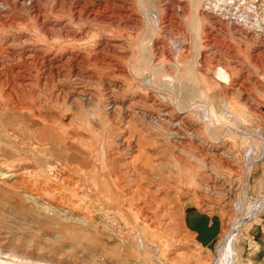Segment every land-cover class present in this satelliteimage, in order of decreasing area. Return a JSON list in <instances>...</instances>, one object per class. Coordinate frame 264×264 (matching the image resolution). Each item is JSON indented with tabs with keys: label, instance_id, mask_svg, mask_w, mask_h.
Returning <instances> with one entry per match:
<instances>
[{
	"label": "rangeland",
	"instance_id": "obj_1",
	"mask_svg": "<svg viewBox=\"0 0 264 264\" xmlns=\"http://www.w3.org/2000/svg\"><path fill=\"white\" fill-rule=\"evenodd\" d=\"M10 1L11 3H8L9 10L24 20L21 30L26 29L33 37L44 39L43 45L46 43L44 45L46 49L56 51L59 46L63 47L71 43L69 40L60 39L61 32L58 29L51 30L55 27L51 25L48 29L52 34L40 37L38 29L28 19L27 7L18 5L19 0ZM41 1L43 4L45 3L44 11L50 12L51 21L55 20L56 16L53 12L58 9L60 3L64 5L63 16L65 18L70 16L67 14V9L71 0ZM75 1L81 2V0ZM75 1H72L73 7L77 6ZM240 1L244 5V10H247L252 16L254 15L253 17H257L256 13H259L263 17L261 19H264V0ZM201 2H203L202 6L197 12L195 1L186 0V3H189L191 7L188 8V18L180 16V12V15L172 14L171 9H180L185 5L178 4L177 0H128V4L131 5L132 10L138 14L142 22L146 21L144 31L139 34H135L133 30L125 29L123 26H119V28L118 26L114 28L108 26L98 29L99 22L89 25L81 21L78 23L79 25H75L92 31L89 40L83 42L85 45L79 42L82 47L87 46L89 50H93L91 59L98 57L97 50L102 41H108L113 47L110 54L117 61L121 57L123 58L121 59L123 63L121 60L119 62L123 64L120 65L127 74H123L125 78L123 75L116 76L119 79L114 77L121 83H127L123 92L115 91L113 95H110L106 91L107 86L104 83L85 82L68 88V97L56 102L51 95V87L42 88L36 70L32 74L33 79L31 86H28L29 90L25 89L27 93L26 91L17 93L14 99L7 102L8 104L4 101L3 104L2 97L0 98V104L4 105L1 109H5H0V136L2 133L4 135L3 138L0 137V170L9 171L11 174L18 167L41 170L36 181L41 184L48 183L49 186H52V190L59 191L53 194L51 192L42 193L40 186H36L34 189L33 183L29 182L27 188H32L34 194L39 193L38 196H33L32 191L29 189L28 191L27 188L25 191L23 190L24 192L18 186L15 189L6 188L5 183L7 185L13 183L12 186H14L16 179L13 181L10 180L12 179L10 177L3 179L4 185L0 184V264H220L221 261L222 263L227 261L221 248V242L225 235L224 229L228 226V218L233 220L236 217L241 222L232 241L234 255L231 256L230 264L243 263L240 245L246 238L247 228H250L255 221L264 218V155L254 162L250 171L247 172V165L251 163V159L259 158L262 149H264V59L260 55L264 52V36H258L257 33L251 31V24L248 27L242 24L241 27L229 24L220 15L210 13L205 9L207 0H201ZM253 10L256 11L255 14ZM1 13L0 9V15ZM66 14L69 16H65ZM150 15H155L158 22L161 20L163 22L172 20L173 22L170 29H159L160 32L156 30L157 39L163 43L158 40L154 42L151 32L146 30L150 27V17H152ZM228 18L234 19V14L226 17V19ZM54 24L52 22V25ZM0 25L2 26L1 22ZM179 25L185 26V28L180 29L177 27ZM17 30L10 31L5 36L15 35L18 37L17 39L22 38V32ZM182 33L186 37L181 38ZM176 38L177 40L180 38L190 40L189 49L183 52L178 49L173 50L172 47V56L164 54L162 50L166 43ZM18 44L20 43H16L15 49L22 52L23 46H18ZM98 67H101L98 72L102 75L103 81L113 76L110 75V67L102 68V65ZM240 67L244 68L243 70L248 74L250 73V82L244 83L245 76H241L239 73ZM102 72L104 73L102 74ZM248 89L251 90L250 93L255 96H253L254 98L257 97L254 101L255 106H258L257 112L247 105L245 96L248 94ZM90 92L97 95H95L96 98L94 97L95 102L88 106L84 100L87 98V93ZM0 95H2L1 92ZM108 96H112L118 101L125 100L126 103L113 109L108 103L111 102V98ZM34 98L36 102L48 103L41 110L42 112L45 110L44 116L39 110L35 111L36 114L34 112L25 113V111L17 113L14 103L25 100L32 104ZM142 98L148 103H152L151 99L156 98L163 100L168 106L170 105V108L180 104L181 109H188L190 117L201 123L199 127L202 128L205 144L196 147V149L194 147L192 150L187 148L189 154H186V151L171 149L166 143L170 142L172 135L169 132L170 128L169 130L167 128L169 126H164L165 130L167 128L164 132L161 127L143 125L139 116L140 106L128 103L132 99ZM222 103H226L227 107L232 106H229L230 112L239 118V122L243 125H239L233 120H224L221 114L219 119L217 118V106L218 104L222 106ZM192 105H196L197 108L192 109ZM259 107L263 108V111ZM51 108L55 110H51ZM125 109L130 111V118L127 117ZM60 111L63 112L62 115L75 113V121L73 120L72 124L61 121L60 116L57 117L61 115ZM36 117H45V119L47 117V119L37 124ZM51 117H53L52 120ZM24 119L32 121V130L25 126ZM73 126L74 128H72ZM230 126H233L235 130H232ZM12 129L19 133L17 132L15 136L12 135ZM35 132L38 134L30 136L36 134ZM212 141L216 145L212 144ZM130 144L131 148L129 149ZM154 144H159V147H154ZM206 144H212L214 148H209ZM256 146L259 147L258 153L249 156V150ZM215 147L220 148L223 152L231 147V153L234 157L237 155L238 160L233 162L231 168H227L219 161V158L224 157L223 160L227 158L221 156L220 149L214 150ZM74 148H78L79 153ZM212 152L217 154L221 152L220 155L218 154L220 157L215 158L214 153L211 154ZM139 154L143 156L140 157ZM176 155H179L185 162L177 161ZM214 158L217 159V162ZM85 160L86 162L90 161L91 168H81V165L77 163ZM58 162H61L60 166L64 167L65 165L63 170H68L70 176L77 178V182L83 179L80 183L78 182L79 187L74 192L65 185H59L47 174L48 168ZM212 162L217 164H212ZM106 164L110 168L104 169ZM98 167L99 170H96ZM132 171H137V177L132 174ZM211 172L217 174L216 182L209 175ZM103 173L106 175V179L111 181L109 187L115 188L105 189L104 192L98 190L99 193L93 182L104 176ZM91 175L93 176L91 177ZM163 177L164 179H162ZM149 179L152 180L149 181ZM87 181L88 190H82ZM223 181L225 185L222 184ZM138 187L142 188L138 193L141 199L140 204L131 202L128 198L131 189L135 190ZM229 188L233 192L231 197H229ZM122 191L128 192L123 193ZM66 196H68L67 199ZM58 197L63 203L59 201ZM111 197L115 199H109ZM70 201L73 203L81 201V205L78 207V204L75 203L77 204L75 206ZM137 207L144 210L143 214H138ZM146 212L152 217L144 219ZM196 214L208 216L211 223L212 219H218L220 222V234L208 247H204L198 241L197 232L188 226V220ZM250 214L251 218L247 221L243 220ZM154 224L157 225V228Z\"/></svg>",
	"mask_w": 264,
	"mask_h": 264
},
{
	"label": "bare ground",
	"instance_id": "obj_2",
	"mask_svg": "<svg viewBox=\"0 0 264 264\" xmlns=\"http://www.w3.org/2000/svg\"><path fill=\"white\" fill-rule=\"evenodd\" d=\"M73 0L70 1L69 5H68V9H67V14L69 15H65V16H69L68 18L64 17L63 15V9H64V5L60 3V5H58V9L55 10L53 12V14L56 16L54 21L50 20V12L48 13V11H44V4L43 1L41 0H19V4L21 6H26L27 10L29 12L28 15V19L29 21L32 22V24H34L35 28L38 29L37 32H39L40 37L45 36L49 33H51V30H57L61 32V36L59 37L62 40H69L68 45H65L63 47L56 48V51H49L48 49L45 48V44L44 43V39L42 38H35L31 35V33L29 31H27L26 29H22L21 30V26L24 23L20 17H18L17 15H14L12 13V11L9 10L8 7V3L11 1L10 0H1L0 2V9L2 11L1 15H0V22L2 24V26L0 27V92L2 93V95H0V98L2 99L1 102H5L7 103L8 101H11L12 99L15 98V95L18 93H22L25 92L26 90L28 91L29 88L28 86H31V82H32V74L33 72H35L37 70L38 75H39V79L41 82V86L43 87H51L52 89V97L56 100V102H59L61 99L67 98L68 95V88L70 89L72 86L74 85H78V84H82L85 82H97L99 81L101 83H104L107 86V90L109 92L110 95H113V92L117 91L118 93L123 92L125 85H127V83H121L120 81H117L115 78H117L116 76H120L123 74H127L123 71V67H122V63L123 61L121 59H123L120 55V60L122 61V63H120L121 61H117L110 53L113 47L110 46L108 41H102L99 47V51L98 52V57L91 59V56L93 54V50H89L87 46L82 47L81 45H79V42H84L86 41L89 37H90V32L92 31H87L85 29L76 27L75 25L78 24L79 22H84L85 24L88 23L89 25H95L93 23L99 22V25H97L98 29H101V27L106 28V27H111L114 28L115 26H123L125 29H131L133 30V32H135V34H139V32L144 31V23L146 22H142L141 18L138 16V14L132 10L131 5L128 4V0H81V2H76L75 0V4L77 5L76 7H73ZM79 1V0H77ZM178 4H185L184 7L180 8V9H171L172 10V14L173 15H177L179 14V12L181 13L180 16L182 17H188L189 18V13H188V8L189 3H186V0H177ZM193 2L195 1L196 4V10L197 12H199L202 3L201 0H192ZM190 2V1H189ZM18 3V2H17ZM193 4V3H192ZM17 5V4H16ZM194 5V4H193ZM206 5V4H205ZM20 6V7H21ZM244 5L241 3L240 0H207V5L205 6L206 10L209 11L210 13H214V14H218L220 15L222 18H224V20H226L227 22L232 23L235 26H240L241 24L243 26L248 27L249 24L252 25L251 27V31L255 32L258 34V36H264V28H263V24H264V19L259 13H256L255 10H253V13H256L257 17H253L249 12H247V10H244L245 8L243 7ZM19 7V8H20ZM175 7V6H174ZM67 8V7H66ZM191 8V7H190ZM254 8V7H253ZM170 9V8H169ZM176 10V11H175ZM149 12V11H148ZM147 12V13H148ZM201 13V12H200ZM234 14V19L228 18L226 19L227 16H231V14ZM152 17H150V27L148 29H146L148 32H151L153 41L155 42V40H158L160 42L159 39H157L156 37V30L159 31V29H164V28H169L171 26H173V22L172 20H169L167 22H163L162 20L160 22H158V20H156L155 15H150ZM170 16V15H169ZM172 16V15H171ZM209 16V15H207ZM179 17V16H178ZM173 18V17H172ZM52 22L55 23L54 25H52ZM83 23V24H84ZM178 23V22H177ZM263 23V24H262ZM82 24V23H81ZM80 24V25H81ZM84 24V25H85ZM98 24V23H97ZM175 24V23H174ZM49 25L51 26H55L53 28H51V30L48 29ZM79 25V24H78ZM83 25V26H84ZM86 26V25H85ZM176 26V24H175ZM174 26V27H175ZM88 27V26H87ZM180 29H184L185 26H177ZM175 27V28H177ZM84 28V27H83ZM172 28V27H171ZM19 30V32H22V38L17 39L18 37L14 36H5L7 33H9L10 31H14V30ZM35 29V30H36ZM121 29V28H120ZM170 29V28H169ZM253 29V30H252ZM17 30V31H18ZM26 30V31H25ZM55 30V31H56ZM89 30V28H88ZM97 30V29H96ZM166 30V29H165ZM162 31V30H161ZM167 31V30H166ZM16 32V31H15ZM98 32V31H96ZM119 32V31H118ZM160 32V31H159ZM158 32V33H159ZM184 33V32H183ZM182 33V37H186L183 36ZM52 34V33H51ZM160 34V33H159ZM9 35V34H8ZM58 35V34H57ZM115 35V34H114ZM21 36V35H20ZM98 36V35H97ZM172 36V35H171ZM46 37V36H45ZM51 37V36H50ZM166 37V36H165ZM180 37V35H179ZM110 38V37H109ZM171 39L170 42L166 43L165 47L163 48L162 51H164V54H167L168 56L171 55V51H172V47L173 50L174 49H178L179 51H186L187 49H189L190 45H191V41L188 39ZM190 39V38H189ZM213 39V38H212ZM61 40V41H62ZM89 40V39H88ZM109 40V39H108ZM170 40V38H169ZM168 41V40H167ZM195 42V40H194ZM16 43H20L18 44V46H23L22 47V52H18L15 49V45ZM81 43V44H82ZM85 43V42H84ZM83 43V44H84ZM160 43H163L160 42ZM198 43V42H197ZM114 44V43H113ZM155 44V43H154ZM194 44V43H193ZM208 44V43H207ZM85 45V44H84ZM87 45V44H86ZM157 45V44H156ZM161 46V45H160ZM98 47V46H97ZM158 47V46H157ZM116 48V47H114ZM54 49V48H53ZM52 49V50H53ZM159 49V48H158ZM21 50V49H20ZM177 50V51H178ZM161 50H159L160 52ZM176 51V50H175ZM119 52V51H118ZM113 54L115 52H112ZM161 53V52H160ZM174 53V52H173ZM178 53V52H177ZM116 55V54H115ZM263 59H264V52L262 54H260ZM172 56V55H171ZM261 56H258L259 58ZM175 57V56H174ZM171 58V57H170ZM125 63V62H124ZM122 64V65H120ZM102 68H109L111 69V74L113 75L110 79L104 80L101 77L102 75L99 74V70L101 67L97 66H101ZM125 65V64H124ZM126 67V66H125ZM123 68V69H122ZM127 68V67H126ZM244 68L240 67L239 69V73L242 75H244V83L245 82H250L251 78H249V74L248 72H246L245 70H243ZM106 70V69H105ZM104 70V71H105ZM102 71V70H101ZM110 72V71H109ZM104 72H102L103 74ZM106 73H108L106 71ZM105 75V74H104ZM109 75V76H110ZM35 76V75H34ZM124 76V75H123ZM108 77V76H107ZM115 77V78H114ZM128 77V76H126ZM125 78V76L123 77ZM119 79V78H117ZM120 79H122L120 77ZM29 82V83H28ZM131 83V82H130ZM98 84V87L100 86ZM243 84V82H242ZM54 85V87H52ZM97 85V84H96ZM95 85V86H96ZM190 85V84H189ZM86 86V85H85ZM129 87V86H128ZM132 87V86H131ZM243 87V86H240ZM28 88V89H26ZM41 88V87H39ZM41 88V90H42ZM78 88V87H76ZM100 88V87H99ZM26 89V90H25ZM38 89V87H37ZM45 89V88H44ZM90 89V88H89ZM233 89V88H232ZM236 89V88H235ZM50 90V89H49ZM75 90V89H74ZM77 90V89H76ZM241 90V89H240ZM239 90V91H240ZM26 91V93H27ZM233 91V90H232ZM231 91V92H232ZM236 91V90H235ZM244 91V90H243ZM35 92V91H34ZM80 92V90H79ZM127 92V91H126ZM129 92V91H128ZM132 92V91H131ZM251 90L248 89L247 90V94L246 97V102L248 103L247 105L250 106L251 109L254 110V112L258 111V106H255V102L256 98H254L252 96V93H250ZM263 92V91H262ZM82 93V92H81ZM99 93V92H98ZM227 93V91H226ZM234 93V92H232ZM35 94V93H34ZM37 94V93H36ZM39 94V93H38ZM44 94V93H43ZM71 94V93H70ZM69 94V95H70ZM85 94V92H84ZM129 94V93H128ZM135 94V93H134ZM22 95V94H20ZM27 95V94H26ZM40 95V94H39ZM50 95V96H51ZM86 95V94H85ZM97 94H94L93 92L91 93H87V98L84 100L86 102V104L88 106L92 105L95 100L94 97ZM99 95V94H98ZM133 95V94H132ZM28 96V95H27ZM26 96V97H27ZM34 96V95H33ZM121 96V95H120ZM123 96V95H122ZM38 97V96H37ZM70 97V96H69ZM72 97V95H71ZM76 97V96H75ZM110 97V96H108ZM136 97V96H133ZM140 97V96H139ZM153 97V96H152ZM20 98H23L20 96ZM39 98V97H38ZM52 98V99H53ZM80 98V97H79ZM82 98V97H81ZM96 98V97H95ZM111 102L110 103V107L113 109H117L118 105H124L126 102L125 100L123 101H118L115 98H112V96L110 97ZM141 98V97H140ZM31 99V98H30ZM50 99V98H48ZM83 99V98H82ZM28 100V99H27ZM39 100V99H37ZM80 100V99H79ZM14 101V100H13ZM29 101V100H28ZM33 101V100H32ZM41 101V100H40ZM45 101V100H44ZM66 101V100H65ZM83 101V100H82ZM3 102V104H4ZM16 102V101H15ZM47 102V101H45ZM55 102V101H54ZM53 102V103H54ZM84 102V103H85ZM102 102V101H101ZM152 103H148L147 100L145 99H132L131 101H129V104H136L139 105V116L142 119L143 125H147V126H157V128L161 127V129H163V131L165 132L168 128H170V133L172 134L170 137V142H166L168 144V146L171 149L174 150H179L182 152L186 151V154L188 153V149L190 148L192 150V148L196 147H201L203 144H205V137L203 138L202 134V128H200L199 126L201 125L200 122H197V120H194L190 117V111H188V109L183 110L180 107V104H178L179 106H175L170 108L163 100H159L156 98H152L151 99ZM44 102L39 103L38 101H34L33 103H28L25 100L24 101H18L17 103H14L13 105L14 108L16 109L17 113L18 112H23L25 111V113L28 112H34V114H36V110H43L47 105V104H43ZM50 103V102H49ZM52 103V102H51ZM50 103V104H51ZM179 103V102H178ZM229 103V102H228ZM8 104V103H7ZM7 104H5L7 106ZM49 104V106H50ZM57 104V103H56ZM55 104V105H56ZM213 104V103H212ZM222 106H217V118L219 119L220 114L223 116L224 120H233L234 122H238L239 125H243V123L239 122V118H236L232 112H230L229 110V106H226V103H222ZM79 105V104H78ZM4 107V105L0 104V109L1 107ZM187 106V105H186ZM108 107V108H110ZM121 107V106H120ZM119 107V108H120ZM191 107H193L192 109H196V105H192ZM232 107V106H230ZM9 108V107H8ZM107 108V107H106ZM183 108V107H182ZM186 108V107H185ZM260 110L263 111V108L259 107ZM4 109V108H2ZM1 109V110H2ZM122 109V108H121ZM191 109V108H190ZM5 110V109H4ZM11 110V109H10ZM51 110H55L54 108ZM73 110V109H72ZM71 110V111H72ZM126 110V109H125ZM45 111V110H44ZM43 111V112H44ZM214 111V110H213ZM43 112L41 111L42 115ZM61 112V111H60ZM111 113H113L112 111H110ZM127 112V117H131L130 111L126 110ZM236 112V111H235ZM252 112V113H254ZM2 113V112H1ZM13 113V112H11ZM46 113V112H45ZM59 113V112H58ZM57 113V114H58ZM63 112H61V115H58L57 117L60 116V120L63 122H67L72 124L74 117H75V113H68L66 115H62ZM118 113V112H117ZM120 113V112H119ZM5 114V113H2ZM1 114V115H2ZM30 114V113H29ZM33 114V115H34ZM48 114V113H47ZM50 114V113H49ZM60 114V113H59ZM115 114V113H114ZM194 114V113H193ZM215 114V112H214ZM6 115V114H5ZM32 115V114H31ZM41 115V116H42ZM111 115V114H110ZM126 115V114H125ZM36 116V115H35ZM44 116V115H43ZM46 116V115H45ZM112 116V115H111ZM204 116V114H203ZM55 117V116H54ZM205 117V116H204ZM2 118V117H1ZM25 118V117H24ZM37 119V124L46 121L45 117H36ZM53 117H51L52 120ZM216 118V117H215ZM3 119V118H2ZM49 119V118H48ZM217 119V120H218ZM241 119V118H240ZM25 120V119H24ZM26 121V120H25ZM75 121V120H74ZM34 122V121H33ZM35 123V122H34ZM223 123V122H222ZM229 123V122H228ZM227 123V124H228ZM231 123V122H230ZM19 124V123H18ZM48 124V123H47ZM1 125V124H0ZM51 125V124H50ZM130 125V124H129ZM206 125H208L206 123ZM25 126H28L31 129V126H33L32 121L27 120ZM63 126V125H62ZM122 126V125H121ZM164 126H169L166 128V130L164 129ZM204 126V125H203ZM210 126V125H209ZM71 127V126H68ZM133 127V126H132ZM150 127V128H151ZM232 130H235V128L233 126H230ZM229 127V128H230ZM74 128V126L72 127ZM149 128V129H150ZM156 128V127H155ZM11 129V128H10ZM18 129V128H17ZM25 129V128H24ZM13 130V129H12ZM32 130V129H31ZM21 131V129H20ZM24 131V130H23ZM26 131V130H25ZM37 131V130H36ZM40 131V130H39ZM208 131V130H207ZM241 131V130H240ZM18 132V131H17ZM17 132L13 130V134L12 135H17ZM133 132V131H132ZM163 132V133H164ZM19 133V132H18ZM27 133V132H26ZM33 133V132H32ZM36 133V132H35ZM28 134V133H27ZM36 134H31L30 136H35ZM135 134V133H134ZM148 134V133H147ZM159 134V133H158ZM157 134V135H158ZM11 135V136H12ZM19 135V134H18ZM132 135V134H131ZM144 135V134H143ZM146 135V133H145ZM166 135V134H164ZM21 136V135H20ZM19 136V137H20ZM23 136V135H22ZM52 136V135H51ZM152 136V135H151ZM0 137H4L3 133ZM18 137V139H20ZM24 137V136H23ZM28 137V136H27ZM26 137V138H27ZM76 137V136H75ZM145 137V136H144ZM161 137V136H159ZM1 138V139H2ZM17 138V137H16ZM132 138V137H131ZM130 138V139H131ZM146 138V137H145ZM148 138V136H147ZM157 138V137H156ZM54 139V138H53ZM137 139H138V135H137ZM155 139V138H154ZM153 139V140H154ZM210 140V138H208ZM207 139V141H208ZM25 140V139H24ZM147 140V139H146ZM152 140V139H151ZM159 140V139H158ZM19 141V140H18ZM17 141V142H18ZM21 141V140H20ZM27 141V140H26ZM30 141V140H29ZM66 141V140H65ZM129 141V140H128ZM216 141V140H215ZM31 142V141H30ZM141 142V141H140ZM212 144L216 143L214 141H212ZM24 143V142H21ZM20 143V144H21ZM127 143V142H126ZM139 143V142H138ZM154 143V142H153ZM158 143V142H157ZM162 143V142H161ZM17 144V143H16ZM122 144V143H121ZM152 144V143H151ZM166 144V146H167ZM197 144V145H196ZM212 144H206L207 147L209 148H214V146H212ZM23 145V144H21ZM28 145V144H27ZM32 145V144H31ZM26 146V145H25ZM29 146V145H28ZM33 146V145H32ZM151 146V145H150ZM158 146L159 144H154V147ZM167 146V147H168ZM14 147V146H13ZM27 147V146H26ZM127 147V146H126ZM162 147V146H161ZM221 147V146H220ZM228 147V146H227ZM33 148V147H32ZM131 148V144L129 149ZM145 148V147H144ZM75 151L77 153H79V149L78 148H74ZM208 149V148H207ZM220 148L215 147L214 150H219ZM230 149H232L230 147ZM230 149L224 150V152L222 151V155L221 156H225L227 159L223 160V158H219L220 153H216V152H212L211 154H213V156L215 158H219L218 160L221 161L220 163L223 164L224 166H226L227 168H231L233 166V162L237 161V155L234 157L233 154L231 153ZM258 149L259 147H252L248 154L249 156H254V154L258 153ZM173 150V151H174ZM194 150V149H193ZM203 150V149H202ZM196 151V150H195ZM200 151V150H198ZM132 152V151H131ZM142 152V151H141ZM178 152V151H177ZM152 153V152H151ZM174 153V152H173ZM181 153V152H180ZM208 153V151H207ZM64 154V152H63ZM70 154V153H68ZM142 154V153H141ZM189 154V153H188ZM238 154V152H237ZM6 155V154H5ZM67 155V154H66ZM78 155V154H77ZM157 155V154H156ZM208 155V154H207ZM210 155V154H209ZM264 155V149H262V153L260 155L259 158H252L251 159V163H249L247 165V172L250 171V168L252 166V164L254 162H257L262 156ZM65 156V155H64ZM140 157H142L143 155H140ZM205 156V155H204ZM212 156V157H213ZM67 157V156H65ZM77 158H79L78 156H75ZM161 157V156H160ZM211 157V156H210ZM246 157V154H245ZM12 158V157H11ZM183 158V157H182ZM209 158V157H208ZM214 158V159H215ZM90 159V158H89ZM176 159L177 161H180L182 163H184V159H181V157L179 155H176ZM211 159V158H210ZM79 160V159H76ZM175 160V159H174ZM217 159H215L216 161ZM68 161V160H67ZM159 161V160H158ZM187 161V160H186ZM64 162V161H63ZM69 162V161H68ZM116 162V161H115ZM217 162V161H216ZM2 163V162H1ZM77 163H79V165H81V168L85 167V168H91L92 166H90V161H78ZM81 163V164H80ZM218 163V164H220ZM240 163V162H238ZM4 164V163H3ZM48 164V162H47ZM64 164V163H63ZM67 164V163H66ZM108 164V163H107ZM107 164L104 166V169H108L110 168L109 166L107 167ZM186 164V163H185ZM212 164H217V163H213ZM236 164V163H235ZM26 165V164H25ZM24 165V166H25ZM49 165V164H48ZM53 165V164H52ZM55 165V166H54ZM53 166L49 167L47 170V174L49 175L50 178H53V180H55L56 182H58V184L60 185H65V187H68L70 189L73 190V192L75 191V189H77V187H79V183L80 181L77 182V178L75 179L74 177L69 175V172L64 171V167L60 166L61 162H58L56 164H54ZM69 165V164H68ZM66 165V166H68ZM75 165V164H74ZM73 165V166H74ZM93 165V164H92ZM180 165V163H179ZM183 165V164H182ZM222 165V166H223ZM237 165V164H236ZM2 166V164H1ZM7 166V165H6ZM47 166V165H46ZM111 166V164H110ZM114 166H116L114 164ZM145 166V165H144ZM181 166V165H180ZM212 166V165H211ZM220 166V165H219ZM221 166V167H222ZM15 167V166H13ZM18 167V166H17ZM26 167V166H25ZM74 167H78L77 165ZM117 167V166H116ZM139 167V166H138ZM214 167V165H213ZM225 167V169H226ZM47 168V167H46ZM67 168V167H66ZM73 168V167H72ZM95 168V167H94ZM134 168V167H133ZM132 168V169H133ZM1 169V168H0ZM14 169V168H13ZM68 169V168H67ZM145 169V168H144ZM148 169V168H147ZM207 169V168H206ZM233 169V168H232ZM11 170V169H10ZM96 170H99L96 168ZM130 170V169H129ZM128 170V172H129ZM231 170V169H230ZM74 171V169H73ZM80 171V170H79ZM78 171V172H79ZM86 171V170H85ZM206 171V170H205ZM212 171V170H211ZM215 171V170H214ZM41 172V170L38 169H33L30 168H22V167H18L16 169V171H14L12 174L9 173V171H5L3 172L2 170H0V184L2 185L4 183L3 179H6L7 177H10L13 181V179H16L14 181V186L11 185H7V183H5L6 188H10V189H15L17 188L16 186H18V188L22 191L26 190L29 184V182L33 183L32 187H39L40 186V191L42 193H46V192H51L52 194L54 192H59L57 189L52 190V186L48 183H38V181H36V178L38 175H40L39 173ZM141 173V171H139ZM208 172V171H207ZM217 172V171H216ZM219 172V171H218ZM46 173V172H45ZM71 173V172H70ZM76 173V172H74ZM88 173V172H87ZM97 173V171H96ZM105 173V172H104ZM103 173V174H104ZM112 173V171H111ZM115 173V172H114ZM149 173V171H148ZM151 173V172H150ZM77 174V173H76ZM132 174H134L137 177V171H132ZM204 174V173H203ZM202 174V175H203ZM249 174V173H248ZM42 175V174H41ZM74 175V174H73ZM96 175V174H95ZM101 175V172H100ZM144 175V174H143ZM201 175V176H202ZM209 175L212 176V178H214V182L217 181V177H216V173L211 172ZM246 175V174H245ZM75 176V175H74ZM78 176V175H77ZM76 176V177H77ZM93 175H91L92 177ZM111 176V174H110ZM125 176V174H124ZM127 176V173H126ZM125 176V177H126ZM130 176V174H129ZM148 176V175H147ZM150 176V175H149ZM164 176V175H163ZM166 176V175H165ZM168 176V175H167ZM220 176V175H219ZM86 177V176H85ZM88 177V176H87ZM98 178V176H96ZM135 177V178H136ZM205 177V176H204ZM245 177V176H244ZM248 177V176H247ZM84 178V176H83ZM168 178V177H167ZM200 178V177H199ZM209 178V177H208ZM211 178V179H212ZM79 179V178H78ZM87 179V178H86ZM84 179V180H86ZM109 179V178H108ZM114 179V178H113ZM164 179V177L162 178ZM204 179V178H203ZM219 179V178H218ZM9 180V178H8ZM88 180V179H87ZM90 180V179H89ZM115 180V179H114ZM152 180V179H151ZM149 179V181H151ZM166 180V179H165ZM201 180V179H200ZM52 181V180H51ZM136 181V180H135ZM204 181V180H203ZM42 182V181H41ZM86 182V181H85ZM90 182V181H89ZM111 182V181H110ZM107 179H106V175L104 174V176L99 177L98 180H95L93 182V185L96 187L95 189H97V191L99 190L100 192H104L105 189L107 190H111L113 188L109 187V183H110ZM153 182V181H152ZM163 182V181H162ZM168 182V180H167ZM206 182V180H205ZM91 183V182H90ZM151 183V182H150ZM158 183V182H157ZM155 183V184H157ZM166 183V182H165ZM199 183V182H198ZM201 183V182H200ZM199 183V184H200ZM210 183V181H209ZM207 183V184H209ZM117 184V183H115ZM136 184V182H135ZM141 184V183H140ZM170 184V183H169ZM213 184V183H212ZM218 184V183H217ZM223 185H225L224 181L222 182ZM4 185V184H3ZM57 185V184H55ZM133 185V184H132ZM142 185V184H141ZM164 182H163V186H164ZM193 185V183H192ZM81 186V185H80ZM113 186V183H112ZM174 186V184H173ZM199 186V185H198ZM201 186V185H200ZM207 186V185H206ZM220 186V185H219ZM125 187V186H124ZM136 187V186H135ZM157 187V186H156ZM168 187V184H167ZM170 187V186H169ZM187 187V186H186ZM189 187V186H188ZM202 187V186H201ZM218 187V186H217ZM225 187V186H224ZM244 187V186H243ZM55 188V187H54ZM64 188V187H63ZM134 188V185H133ZM166 188V187H165ZM208 188V186H207ZM232 188V187H231ZM231 188H229L228 192H230L229 197H231L232 195V190ZM29 188H27L28 190ZM35 189V188H34ZM48 189V190H47ZM81 189V188H80ZM94 189V188H93ZM127 189V188H126ZM150 189V187H149ZM156 189V188H155ZM173 189V188H172ZM17 190V189H16ZM30 191H32L31 193L33 194V196H38V194H34V190L32 188L29 189ZM28 190V191H29ZM37 190V189H36ZM82 190H88V181L87 183H85V187H82ZM118 190V187H117ZM139 190H142L141 187L135 188V190L131 189V192H129V199L131 200V202H135L136 204L139 203L141 201L140 199V195ZM169 190V189H168ZM211 190V189H210ZM23 191V192H24ZM81 191V190H80ZM95 191V190H94ZM98 191V192H99ZM115 191V190H114ZM60 192H62V190H60ZM72 192V193H73ZM99 192V193H100ZM123 192V191H122ZM124 192H128V191H124ZM123 192V193H124ZM158 192V191H156ZM155 192V194H156ZM37 193V192H36ZM71 193V191H70ZM76 193V192H75ZM74 193V194H75ZM56 194V193H55ZM61 194V193H60ZM63 194V193H62ZM77 194V193H76ZM75 194V195H76ZM128 194V193H127ZM126 194V195H127ZM26 195V194H25ZM73 195V194H72ZM111 195V194H110ZM109 195V196H110ZM125 195V194H124ZM159 195V194H158ZM44 196V195H43ZM41 197V196H39ZM60 197V196H59ZM58 197V198H59ZM68 196H66L67 199ZM73 197V196H72ZM80 197V196H79ZM56 198V197H55ZM61 198V197H60ZM59 198V201H60ZM75 198V197H74ZM127 198V199H128ZM43 199V198H42ZM77 199V198H76ZM109 199H115L113 197L109 198ZM148 199V198H147ZM151 199V198H150ZM149 199V200H150ZM41 200V199H40ZM55 200V199H54ZM64 200V199H63ZM80 200V199H79ZM82 200V199H81ZM146 200V199H145ZM38 201V200H37ZM43 201V200H42ZM58 201V200H57ZM143 201V200H142ZM53 202V201H52ZM62 202V201H60ZM66 202V201H65ZM81 201L75 202L73 203L72 201H70V203L75 204V206L77 205L79 207V205H81L80 203ZM50 203V202H49ZM59 203V202H58ZM63 203V202H62ZM143 203V202H142ZM52 204V203H51ZM65 204V203H64ZM67 204V202H66ZM140 204V203H139ZM138 204V205H139ZM57 205V204H56ZM150 205V204H149ZM130 206V205H129ZM133 206V205H132ZM151 206V205H150ZM135 207V206H134ZM139 207V206H138ZM138 214L142 213V209L138 208ZM260 207V206H259ZM151 208V207H150ZM156 208V207H155ZM129 209V208H128ZM135 209V208H133ZM252 209V208H251ZM145 210H147L145 208ZM153 210V209H152ZM256 210V209H255ZM149 211V210H147ZM155 211V210H154ZM134 212V211H133ZM158 212V211H157ZM254 212V211H253ZM131 213V211H130ZM150 213V212H149ZM153 213V212H152ZM137 214V213H136ZM137 214V215H138ZM143 214V213H142ZM252 214V213H251ZM251 214L248 215L249 217H245L246 220L251 218ZM134 215V214H133ZM253 215V214H252ZM140 216V215H139ZM161 216V215H159ZM133 217V216H132ZM148 212L145 213V217L144 219H149ZM155 217V214H154ZM163 217V216H162ZM160 217V218H162ZM138 218V217H137ZM156 218V217H155ZM158 218V217H157ZM159 219V218H158ZM158 219H156L158 221ZM242 220V219H241ZM135 221V220H134ZM145 222V221H144ZM153 222V221H152ZM230 222V223H229ZM240 220L238 217H236L235 219L232 220V218H228V226L226 229H224L225 231V235L224 238L221 242V248L223 250V253L227 259V261L225 263H221L220 264H230L231 261V256L233 257V249H232V241L233 238L236 234V230L237 228L240 226ZM142 223V222H141ZM162 223V222H160ZM139 224V223H138ZM145 224V223H144ZM158 224V223H157ZM163 224V223H162ZM155 225V224H154ZM167 225V224H165ZM227 225V224H226ZM157 225H155L156 227ZM163 226V225H162ZM139 227V226H138ZM157 228V227H156ZM159 229V227H158ZM155 231V228H154ZM200 247V246H199ZM206 249V248H205ZM203 251V250H200ZM220 259V258H219ZM223 260V259H222ZM224 262V261H223ZM216 263V262H215Z\"/></svg>",
	"mask_w": 264,
	"mask_h": 264
},
{
	"label": "crops",
	"instance_id": "obj_3",
	"mask_svg": "<svg viewBox=\"0 0 264 264\" xmlns=\"http://www.w3.org/2000/svg\"><path fill=\"white\" fill-rule=\"evenodd\" d=\"M242 264H264V218L247 228L245 240L240 245Z\"/></svg>",
	"mask_w": 264,
	"mask_h": 264
},
{
	"label": "water",
	"instance_id": "obj_4",
	"mask_svg": "<svg viewBox=\"0 0 264 264\" xmlns=\"http://www.w3.org/2000/svg\"><path fill=\"white\" fill-rule=\"evenodd\" d=\"M188 226L197 232L198 241L204 246L211 245L220 234V222L218 219H212L208 216L196 214L188 220Z\"/></svg>",
	"mask_w": 264,
	"mask_h": 264
}]
</instances>
